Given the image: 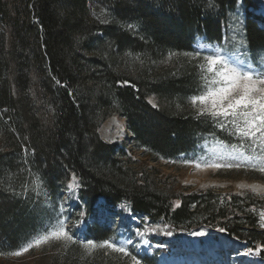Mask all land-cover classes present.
<instances>
[{
	"label": "trees",
	"instance_id": "1",
	"mask_svg": "<svg viewBox=\"0 0 264 264\" xmlns=\"http://www.w3.org/2000/svg\"><path fill=\"white\" fill-rule=\"evenodd\" d=\"M237 1L0 0V252L42 228L28 193L34 179L58 195L75 175L84 219L100 197L114 205L127 201L179 230L205 225L224 232L264 259L263 195L163 187L124 147L99 134L101 123L118 113L132 141L156 156L190 153L210 134L230 140L188 103L197 92L196 65L165 58L192 51L198 35L222 42ZM245 37L250 53L264 50L257 21H249ZM113 232L98 222L86 229L96 241ZM74 248L62 264H127L84 258ZM145 261L155 264L157 257Z\"/></svg>",
	"mask_w": 264,
	"mask_h": 264
},
{
	"label": "rangeland",
	"instance_id": "2",
	"mask_svg": "<svg viewBox=\"0 0 264 264\" xmlns=\"http://www.w3.org/2000/svg\"><path fill=\"white\" fill-rule=\"evenodd\" d=\"M249 2H252L254 6L249 5ZM263 11L264 0H238L235 8L228 14V20L224 23L222 42L210 41L205 35H198L192 51L182 52L180 55L167 54L165 61L169 63L180 56L196 65L197 92L188 97V103L197 113L198 107H194L189 102V98L199 95L204 88L201 66L205 64V56L219 53L233 62H243L246 65L251 64L253 68L264 69V50L255 55L250 53L245 37V27L249 21H257L259 27L264 28ZM186 53L189 55H185ZM136 60L139 62L138 58ZM203 75L210 76L211 74L203 72ZM150 102L154 106L157 105L154 97L150 98ZM214 120L218 125V119ZM222 122L225 127L218 126V129L223 134H228L230 140L219 135H206L192 152L175 158L152 155L146 148L135 144L131 139L132 132L125 117L118 113L112 114L101 123L99 134L106 142L117 143L124 147L127 156L136 162L134 165L148 167L151 177L163 187L173 186L185 193L213 190L239 195L252 192L255 195L264 196V173L249 167L257 162V157L264 158V144L256 138L260 136V133H257L256 137H242L235 132L228 120ZM248 157L252 159H247ZM237 163L241 167L216 168L210 166ZM73 176L75 175L71 176L66 187L58 195L51 194L40 180L34 179L31 187L28 188V193L39 207L42 228L15 250L0 252V264H62L63 257L70 252L72 247H75L77 254L84 258L93 259L95 256L102 257L103 255L115 262L127 264H134L133 256L140 264H148L145 261L146 257L151 259L157 257L155 264H264V260L259 257L258 253L249 248L245 242L231 239L224 232L205 225L195 227L189 232L184 229L179 230L163 221H155L145 213L134 211L127 201L114 205L100 197L95 205V212L84 219L82 217L87 213L86 201L80 198L79 178L75 176L73 180ZM69 184H72L71 188ZM253 185L257 186L258 191L252 190L250 186ZM261 213H264V210H261L260 216ZM58 220L64 221L67 230L77 243L51 240L39 246L34 245L19 256L10 255L46 234L52 226L57 224ZM95 222L111 227L114 232L107 240L125 247L131 255L126 256L109 248H95L91 252L86 251L79 241L91 240L97 244L105 241L88 238L87 226ZM258 224L260 226V221ZM200 242L205 243L204 250L208 249L209 245H218L217 248H221L218 251L221 256L220 260L210 259L213 262L205 263L202 257L194 251L189 252L191 244L195 245ZM222 243H228L227 248L223 247ZM164 251H168V254L162 253Z\"/></svg>",
	"mask_w": 264,
	"mask_h": 264
},
{
	"label": "snow or ice",
	"instance_id": "3",
	"mask_svg": "<svg viewBox=\"0 0 264 264\" xmlns=\"http://www.w3.org/2000/svg\"><path fill=\"white\" fill-rule=\"evenodd\" d=\"M189 55V54H185ZM198 55V53H197ZM205 64L202 65V79L204 88L199 95L189 98V102L198 107V115H208L218 119V126L225 127L222 121L228 120L237 134L242 137H259L261 144H264V69L253 68L251 64L233 62L230 58L212 53L204 57ZM203 72L211 75H203ZM235 150V149H234ZM247 159H252L248 157ZM257 162L249 167L264 173V158L257 157ZM211 167L239 168L240 164H212ZM199 167V165H197ZM39 180V178H37ZM75 180V176H73ZM72 187V184H69ZM253 191H258L253 185ZM260 227L264 228V213L260 216ZM223 231V229H221ZM51 240H64L77 243L67 230L63 220H58L46 234L39 236L34 242L27 244L20 251L12 252L10 255L19 256L29 248L39 246ZM79 244L88 252L95 248H109L113 251L131 255L125 247L118 246L110 240L100 244L94 241H79ZM134 264H140L133 256Z\"/></svg>",
	"mask_w": 264,
	"mask_h": 264
},
{
	"label": "bare ground",
	"instance_id": "4",
	"mask_svg": "<svg viewBox=\"0 0 264 264\" xmlns=\"http://www.w3.org/2000/svg\"><path fill=\"white\" fill-rule=\"evenodd\" d=\"M263 12H264V11H263ZM198 245H199V243L195 244V248L198 247ZM222 246L227 248L228 243H222ZM201 247L204 248L203 245H202ZM207 247H208V249L203 250L202 252H204V254H208L209 259H212V258L210 257L211 253H212V254L215 253L214 256H215L216 258H215V259H212V260H213V261H218V260H220L221 256H220V253H219L218 251L221 250V248H217L215 244H214V245H209V246H207ZM196 249H197V248H196ZM212 251H213V252H212Z\"/></svg>",
	"mask_w": 264,
	"mask_h": 264
}]
</instances>
